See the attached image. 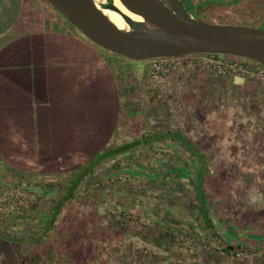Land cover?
I'll use <instances>...</instances> for the list:
<instances>
[{
  "label": "rangeland",
  "instance_id": "rangeland-1",
  "mask_svg": "<svg viewBox=\"0 0 264 264\" xmlns=\"http://www.w3.org/2000/svg\"><path fill=\"white\" fill-rule=\"evenodd\" d=\"M182 3L204 21L264 29V0ZM122 75L120 138L106 149L130 147L85 173L56 217L53 208L80 168L37 180L36 173L25 176L0 162L6 183L0 188L23 190L29 202L21 214L0 210L1 234L20 237L26 251L34 248L36 264H264V240L255 237L264 234V86L241 72L216 75L199 67L153 86L148 62ZM165 132L188 138L207 163L206 216L198 208V168L188 151L170 140L143 142ZM31 239L36 246L28 244ZM160 241L165 245L159 247ZM164 250L173 257L156 253Z\"/></svg>",
  "mask_w": 264,
  "mask_h": 264
},
{
  "label": "crops",
  "instance_id": "crops-1",
  "mask_svg": "<svg viewBox=\"0 0 264 264\" xmlns=\"http://www.w3.org/2000/svg\"><path fill=\"white\" fill-rule=\"evenodd\" d=\"M42 1L0 0V162L37 180L82 172L119 140L123 70L147 62L133 65L93 46ZM259 191L264 197V186ZM47 231L53 240L54 230ZM24 247L20 237L0 232V264L39 263L34 248ZM165 252L156 251L173 257Z\"/></svg>",
  "mask_w": 264,
  "mask_h": 264
},
{
  "label": "water",
  "instance_id": "water-1",
  "mask_svg": "<svg viewBox=\"0 0 264 264\" xmlns=\"http://www.w3.org/2000/svg\"><path fill=\"white\" fill-rule=\"evenodd\" d=\"M45 1L87 40L129 59L227 54L264 66V29L204 21L187 13L182 0H166V5L160 0H121L141 20L120 11L113 0H102L103 6L97 0ZM100 7L117 12L128 29L117 28Z\"/></svg>",
  "mask_w": 264,
  "mask_h": 264
},
{
  "label": "built area",
  "instance_id": "built-area-1",
  "mask_svg": "<svg viewBox=\"0 0 264 264\" xmlns=\"http://www.w3.org/2000/svg\"><path fill=\"white\" fill-rule=\"evenodd\" d=\"M150 66L151 84H163L173 73L187 76L195 68H203L216 75L244 73L264 86V66L251 67L236 57L216 54H192L183 57H163L147 60ZM26 192L20 189L0 188V210L21 214L28 210ZM32 199V198H29ZM188 243V242H187ZM195 261V258H192Z\"/></svg>",
  "mask_w": 264,
  "mask_h": 264
},
{
  "label": "trees",
  "instance_id": "trees-1",
  "mask_svg": "<svg viewBox=\"0 0 264 264\" xmlns=\"http://www.w3.org/2000/svg\"><path fill=\"white\" fill-rule=\"evenodd\" d=\"M236 58H238V57H236ZM241 59H243V58H241ZM243 60L245 61L244 64H246V65H250V63H251V67L260 66V64L254 62V61H251V60H248V59H243ZM161 139L162 140H170L171 142L175 143L173 145H181L182 147L185 148V150L188 151V153L194 159V162H195L194 164L198 168L197 171L195 172L196 173L195 174V182L193 183L194 184V188H195V192H196V197L198 199L197 203H199V207L198 208L201 211V213L206 216V213H205V210H204L205 193H204V189H203V182H202L203 179L202 178H203L204 172L208 169V166H207L206 161L203 158V155L198 151V149L195 146L192 145L191 142H189L188 138L184 137L181 133H177V132L154 133V134H151L148 137L145 136L143 138V142L146 144V143H150V142H152L154 140L156 141V140H161ZM134 143H135L134 145H136L137 143H139V141L134 142ZM128 147H130V146L124 144V145L118 146L116 148H112V149H109V150L102 151L101 153L96 155L94 157V159L92 160V162L89 165H87L86 167L82 168V172L78 173L75 176V178L73 180H71V184L68 186V188L66 190V193L62 196V198H60V200L58 202H56L55 208H53V210H54L53 214L56 215V213L59 211L61 205L65 201L69 200L72 197L73 190L75 189L76 185L81 180L83 175H85V173L90 171L98 163H100L103 160H105V158H107L109 156H112V155H116L118 153H122ZM45 190L48 191L47 189H44L43 191H45Z\"/></svg>",
  "mask_w": 264,
  "mask_h": 264
},
{
  "label": "bare ground",
  "instance_id": "bare-ground-1",
  "mask_svg": "<svg viewBox=\"0 0 264 264\" xmlns=\"http://www.w3.org/2000/svg\"><path fill=\"white\" fill-rule=\"evenodd\" d=\"M113 1H114L115 6L123 13L127 14L128 16L132 17L135 20L142 19L141 16H139L130 7L126 6L121 0H113ZM100 8L102 9V12L105 14L106 18L108 17V20H110L111 23L114 24L117 28L124 29V30L128 29V25L117 12L110 10V9L106 10L103 7H100Z\"/></svg>",
  "mask_w": 264,
  "mask_h": 264
},
{
  "label": "flooded vegetation",
  "instance_id": "flooded-vegetation-1",
  "mask_svg": "<svg viewBox=\"0 0 264 264\" xmlns=\"http://www.w3.org/2000/svg\"><path fill=\"white\" fill-rule=\"evenodd\" d=\"M97 1H98V3L101 4V5H104V4H105V3H104V4L102 3V0H97ZM160 2H161L162 4H164V5H166V0H160ZM227 3L229 4V2H227ZM211 5H213V6H215V5H216V6H219V5H221V4H219V3H217V4L214 3V4H211ZM208 21H209V20H208ZM210 21H211V20H210Z\"/></svg>",
  "mask_w": 264,
  "mask_h": 264
}]
</instances>
